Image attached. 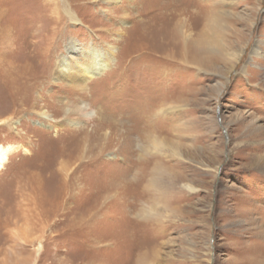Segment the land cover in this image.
Instances as JSON below:
<instances>
[{
  "label": "rangeland",
  "instance_id": "1",
  "mask_svg": "<svg viewBox=\"0 0 264 264\" xmlns=\"http://www.w3.org/2000/svg\"><path fill=\"white\" fill-rule=\"evenodd\" d=\"M0 145V264H264V0H0Z\"/></svg>",
  "mask_w": 264,
  "mask_h": 264
},
{
  "label": "bare ground",
  "instance_id": "2",
  "mask_svg": "<svg viewBox=\"0 0 264 264\" xmlns=\"http://www.w3.org/2000/svg\"><path fill=\"white\" fill-rule=\"evenodd\" d=\"M104 1L106 2L112 0ZM71 17L72 19L74 18L73 15H71ZM178 31L179 30L177 28L176 30L167 31L165 34H163L162 40H164V44L167 43L168 49L174 50V48L178 46L179 42L176 41V39L178 40L179 38ZM183 34L185 33L183 32ZM181 50L185 51L184 48H181ZM66 54H71V56H75V60H71L70 55L69 58L68 55H62L58 57L55 63L54 72L52 73L53 77L56 81L61 80L62 82L67 83L66 86L70 89H73L74 91L76 90L77 93H83L87 90L86 85L88 84V82L92 81L93 79L99 78L107 70L114 53L112 49H109L104 53L98 51L96 48L90 51H83L80 50L75 43H69ZM253 54L260 55L257 49L254 50ZM195 55L196 54H192L191 59H195L196 61H198L200 57L196 59ZM167 57L169 58V56H166V58ZM88 59L90 61H86ZM75 114L77 115V117L73 118V115ZM43 115L45 116V114ZM65 115L66 119H64V122H66L67 124H79L81 122V119L89 118L88 113L85 111V108H79L76 106L68 107L67 103L65 104ZM158 145V147H161V149L159 148V150L165 149L163 142L158 143ZM17 149L18 147L16 146L0 145V169L6 162L7 156L16 151ZM170 152L176 154V157L179 156V153H176L173 150H170ZM188 189L193 190V188L191 187H188Z\"/></svg>",
  "mask_w": 264,
  "mask_h": 264
}]
</instances>
